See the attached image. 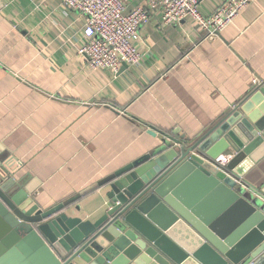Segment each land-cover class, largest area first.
Masks as SVG:
<instances>
[{
    "label": "crops",
    "instance_id": "1",
    "mask_svg": "<svg viewBox=\"0 0 264 264\" xmlns=\"http://www.w3.org/2000/svg\"><path fill=\"white\" fill-rule=\"evenodd\" d=\"M125 12L146 0H121ZM223 0H201L210 16ZM83 18L57 0H0V155L42 210L96 185L152 151L160 133L193 139L264 83V0H254L214 37L186 18L153 13L135 42L137 66L92 70L78 54ZM264 185V160L246 177ZM108 187L80 198L97 219ZM78 207V210H76Z\"/></svg>",
    "mask_w": 264,
    "mask_h": 264
},
{
    "label": "water",
    "instance_id": "2",
    "mask_svg": "<svg viewBox=\"0 0 264 264\" xmlns=\"http://www.w3.org/2000/svg\"><path fill=\"white\" fill-rule=\"evenodd\" d=\"M178 132L48 210L0 155V264H264V185L245 180L264 160V83L202 135ZM100 187L102 215L76 216Z\"/></svg>",
    "mask_w": 264,
    "mask_h": 264
},
{
    "label": "built area",
    "instance_id": "3",
    "mask_svg": "<svg viewBox=\"0 0 264 264\" xmlns=\"http://www.w3.org/2000/svg\"><path fill=\"white\" fill-rule=\"evenodd\" d=\"M66 10L83 18V42L78 54L92 70L107 69L118 73L123 64L137 66L143 55L135 42L140 29L151 19L153 13L160 15L162 25L178 24L191 19L206 37L217 36L254 0H223L210 15L199 10L201 0H146L145 6L125 12L121 0H57ZM229 157L215 159L225 165Z\"/></svg>",
    "mask_w": 264,
    "mask_h": 264
}]
</instances>
